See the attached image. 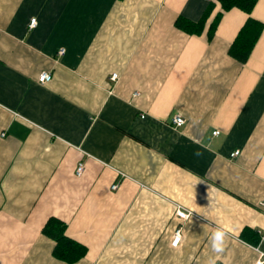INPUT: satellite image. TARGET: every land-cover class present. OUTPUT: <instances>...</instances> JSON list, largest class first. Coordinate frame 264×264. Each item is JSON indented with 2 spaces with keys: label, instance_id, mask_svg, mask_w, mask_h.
Wrapping results in <instances>:
<instances>
[{
  "label": "crops",
  "instance_id": "0c3cea01",
  "mask_svg": "<svg viewBox=\"0 0 264 264\" xmlns=\"http://www.w3.org/2000/svg\"><path fill=\"white\" fill-rule=\"evenodd\" d=\"M210 2L200 34L174 25ZM219 11L215 0H0V264L264 257V0L224 12L208 39ZM248 17L263 30L240 64L228 49ZM52 218L84 246L78 261L53 256Z\"/></svg>",
  "mask_w": 264,
  "mask_h": 264
},
{
  "label": "trees",
  "instance_id": "16d2710c",
  "mask_svg": "<svg viewBox=\"0 0 264 264\" xmlns=\"http://www.w3.org/2000/svg\"><path fill=\"white\" fill-rule=\"evenodd\" d=\"M219 3L221 11H219L211 23L209 24L207 30V37L210 39L222 17L224 12H227L231 9H240L243 12L249 14L257 0H215ZM214 7L213 2H210L206 9L204 10L202 16L197 22H191L184 18L177 17L174 21V25L190 35L200 34L205 26V23L212 12ZM263 30V24L251 17H248L244 24L240 27L237 34L235 35L232 43L228 49V55L236 60L240 64H244L258 37L260 36ZM64 224L56 219H49L42 232L51 238L55 245L53 248V256L66 263H74L81 259L85 255L84 246L74 242L64 234ZM258 238L252 243L257 244Z\"/></svg>",
  "mask_w": 264,
  "mask_h": 264
},
{
  "label": "built area",
  "instance_id": "2783aa9c",
  "mask_svg": "<svg viewBox=\"0 0 264 264\" xmlns=\"http://www.w3.org/2000/svg\"><path fill=\"white\" fill-rule=\"evenodd\" d=\"M36 25V20L35 19H31L30 22H29V28H33L34 26ZM64 50L61 49L59 50L58 54L61 55L63 54ZM51 79V74L49 72H42L39 77H38V82L39 83H45V82H48L49 80ZM118 79V75L116 73L112 74L110 76V80L111 81H115ZM170 122H171V125H173L174 127H181L182 125H184L185 123V120L184 118L179 115V114H174L171 119H170ZM218 132H214L213 134H217ZM238 155V152H234L231 156L234 157V156H237ZM83 171V165L82 164H78L76 169H75V175L76 176H80L81 173ZM112 189H115L116 188V185H112L111 187ZM175 216L179 219H187L188 216H189V213L186 212L185 210L183 209H180V208H177L175 210ZM180 229H177L175 232H174V235L172 237V240H171V245L173 247H176L178 245V243L180 242ZM264 263V257L261 258V259H258L255 264H263Z\"/></svg>",
  "mask_w": 264,
  "mask_h": 264
},
{
  "label": "clouds",
  "instance_id": "9594fccd",
  "mask_svg": "<svg viewBox=\"0 0 264 264\" xmlns=\"http://www.w3.org/2000/svg\"><path fill=\"white\" fill-rule=\"evenodd\" d=\"M225 241V232L222 229H217L212 233L211 246L214 252L219 253L223 251ZM209 264H215V260L210 259Z\"/></svg>",
  "mask_w": 264,
  "mask_h": 264
}]
</instances>
